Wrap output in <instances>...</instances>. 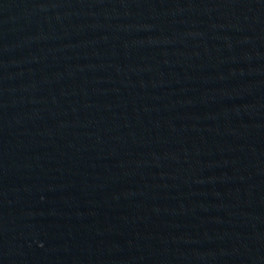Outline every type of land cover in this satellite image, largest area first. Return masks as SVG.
<instances>
[{"label": "water", "instance_id": "1", "mask_svg": "<svg viewBox=\"0 0 264 264\" xmlns=\"http://www.w3.org/2000/svg\"><path fill=\"white\" fill-rule=\"evenodd\" d=\"M0 264H264V0H0Z\"/></svg>", "mask_w": 264, "mask_h": 264}]
</instances>
